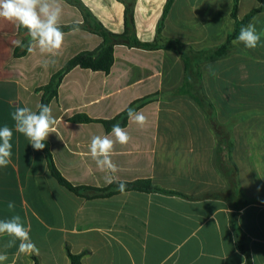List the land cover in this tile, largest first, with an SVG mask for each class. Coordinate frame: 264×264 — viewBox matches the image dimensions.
Returning <instances> with one entry per match:
<instances>
[{
    "label": "crops",
    "instance_id": "crops-1",
    "mask_svg": "<svg viewBox=\"0 0 264 264\" xmlns=\"http://www.w3.org/2000/svg\"><path fill=\"white\" fill-rule=\"evenodd\" d=\"M111 32L125 30V5L119 0H81ZM167 0H137L135 21L141 41L152 42ZM60 26L82 24L83 15L69 0ZM233 0H175L165 21L164 37L200 51L224 44L234 29ZM258 0H240L241 20ZM256 23L261 42L255 49L233 44L227 58L202 66V84L221 124H232V161L239 190L215 163L217 138L201 108L173 93L184 78V64L174 52L115 48L109 74L81 68L63 80L50 107L57 119L46 142L62 175L74 186L103 189L110 184L90 155L94 135L109 136L102 123H74L77 114L111 120L138 99L153 101L138 112L141 126L129 119L127 144L114 143L117 182L150 179L169 192L125 191L103 197L76 194L52 175L46 154L35 151L15 131V106L33 111L41 103L37 89L70 59L99 47L102 38L82 28L65 32L55 56L32 51L15 57L22 41L15 23L0 18V127L13 129L12 163L0 168V220L19 215L30 227L38 254L17 255L18 243L0 236V264H264V11ZM46 59L54 64L44 66ZM209 66L215 75L210 74ZM225 166L231 165L225 161ZM181 194V195H180ZM15 208L9 210L8 202Z\"/></svg>",
    "mask_w": 264,
    "mask_h": 264
},
{
    "label": "trees",
    "instance_id": "trees-1",
    "mask_svg": "<svg viewBox=\"0 0 264 264\" xmlns=\"http://www.w3.org/2000/svg\"><path fill=\"white\" fill-rule=\"evenodd\" d=\"M125 5V30L123 33H114L109 31L82 3L81 0H69L81 11L84 21L82 24H74L69 26H60L65 33L74 28H82L90 33L96 34L102 38V43L92 51H83L70 59L68 63L57 73H55L50 82L37 89L42 93L41 103L49 105L59 95L60 86L64 78L75 68L91 70L93 72H103L109 74L115 63V48L117 46H125L128 48L142 49L146 51L168 50L176 53L184 64V78L181 85L175 89L173 96H186L193 100L204 112L207 123L217 138V154L215 163L219 171L225 176L233 189L239 190L237 182V167L232 161V151L234 143L232 140L231 126L232 124H221L216 115L215 107L209 97L206 95L202 84V66L206 63L229 57L234 52L233 41L237 38L242 27L249 24L253 18L260 12L264 11V0H258L260 6L253 9L243 19L237 16L240 0H233L232 18L234 19V29L229 34L227 41L215 48L203 49L196 51L179 41L164 37L163 30L167 16L175 2V0H167L163 15L158 23L157 33L152 42L141 41L137 35V27L135 21V7L137 0H119ZM19 35L22 37L23 47L15 49V57H24L28 54L30 45V37L26 29L19 28ZM153 101V97L142 98L133 101L127 109L118 114L111 120L92 119L87 115L77 114L69 119L74 123H102L107 132H111L113 125L119 124L122 128H126L129 122L128 109H135L137 112ZM46 147L43 151L46 154L49 168L55 179L70 191L83 195L87 192H98L100 196L107 197L121 193L118 190V182L111 183L103 189H96L88 186L72 185L57 168L50 145L45 141ZM225 161L231 165V169L225 166ZM125 191L138 192H164L171 194H179L161 189L153 184L150 179H141L133 182H123ZM181 195V194H180ZM71 264H83L82 255H74L69 253ZM35 264H39L36 262Z\"/></svg>",
    "mask_w": 264,
    "mask_h": 264
},
{
    "label": "clouds",
    "instance_id": "clouds-1",
    "mask_svg": "<svg viewBox=\"0 0 264 264\" xmlns=\"http://www.w3.org/2000/svg\"><path fill=\"white\" fill-rule=\"evenodd\" d=\"M62 7L59 0H0V18L15 23L18 28L27 30L30 37V45L38 46L42 54L55 56V53L62 47L64 32L60 27ZM78 30V28H74ZM261 42V35L257 31L256 23L250 22L242 27L233 44H243L248 49H255ZM17 47H23L20 41L14 42ZM32 51V47H28ZM54 59H46L44 66L54 64ZM209 72H212L209 66ZM37 110L33 111L27 106H15L11 113L14 121L15 131L21 133L35 151H41L46 147L45 141L51 133H55L57 119L54 117L52 108L46 104H38ZM129 119L138 125L146 123V117L129 108ZM115 141L109 136L94 135L90 142V155L97 167L102 172H107L104 180L106 183L117 182L116 173L118 166L113 163L111 153L114 143L121 145L128 143L130 137L128 133L119 125L115 124L111 130ZM13 129L7 125L0 127V168H6L12 163L13 155ZM118 190L123 193L125 184L118 182ZM7 207L13 210L15 205L8 202ZM10 237L6 247L11 248L18 243L17 255L38 254L39 249L32 241L30 227L25 226L19 215H13L9 219L0 220V236ZM8 259L6 254H0V262Z\"/></svg>",
    "mask_w": 264,
    "mask_h": 264
},
{
    "label": "rangeland",
    "instance_id": "rangeland-1",
    "mask_svg": "<svg viewBox=\"0 0 264 264\" xmlns=\"http://www.w3.org/2000/svg\"><path fill=\"white\" fill-rule=\"evenodd\" d=\"M211 129V128H210Z\"/></svg>",
    "mask_w": 264,
    "mask_h": 264
}]
</instances>
